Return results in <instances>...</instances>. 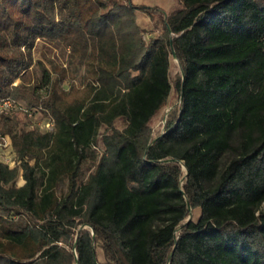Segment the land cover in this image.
<instances>
[{
  "label": "trees",
  "instance_id": "16d2710c",
  "mask_svg": "<svg viewBox=\"0 0 264 264\" xmlns=\"http://www.w3.org/2000/svg\"><path fill=\"white\" fill-rule=\"evenodd\" d=\"M137 12L161 33L146 41ZM0 99L53 122L0 116L19 162H0V264H264V0H0Z\"/></svg>",
  "mask_w": 264,
  "mask_h": 264
},
{
  "label": "rangeland",
  "instance_id": "374dc122",
  "mask_svg": "<svg viewBox=\"0 0 264 264\" xmlns=\"http://www.w3.org/2000/svg\"><path fill=\"white\" fill-rule=\"evenodd\" d=\"M132 2L137 6H146V7H159L162 8L164 11H166L167 14L172 13L177 8H179V0H132ZM137 22L140 25V27L144 30V39L148 41L151 37H156L158 34L162 31V26L157 18L151 19L147 15L137 12ZM45 51V48L43 46V42L39 41L37 43L36 50L33 52V60L39 61L41 59V52ZM48 57H50L54 62L62 65H67L69 58L67 55L63 54L60 50L52 49L48 53ZM84 68L80 67L79 65H76L75 71H76V78L75 83L77 85H84V76L85 71H83ZM171 79L174 81L179 76H181V65L173 56L171 57V70H170ZM66 84V88H67ZM17 102V101H16ZM20 105H24L23 102H17ZM17 104V105H18ZM180 105L179 98L175 92H172L170 100L166 107H164L161 112L155 117L153 122L150 125V128L152 130L153 137L156 138L157 136L161 135L168 122L173 119V117L177 114L178 108ZM23 117V128L26 131H38L41 134H45L49 131L48 129V122L51 120V117L42 114V112L37 111L36 113L32 114V117H27L22 115ZM1 119V118H0ZM114 128L118 130H123L125 128V122L122 120H117L114 124ZM105 130L104 128L100 131V136L98 139L97 145L93 148V150L90 152L89 159L86 162V173L85 177L88 175L89 170H91L94 166L95 158H101L103 153L105 152V146L102 142V136L104 134ZM1 135V134H0ZM7 141L10 143L11 139H7ZM8 149H4L3 155L5 157H8L9 159H12V157H17V154L12 146ZM33 164V162H32ZM16 184L18 186H22L24 184V181L21 176V172L19 174V177L17 179ZM64 192L67 191V186L65 185L63 187ZM200 216V210H195L192 214V219L194 221H197V219ZM98 259L100 261H103V255L101 250H97Z\"/></svg>",
  "mask_w": 264,
  "mask_h": 264
},
{
  "label": "built area",
  "instance_id": "2783aa9c",
  "mask_svg": "<svg viewBox=\"0 0 264 264\" xmlns=\"http://www.w3.org/2000/svg\"><path fill=\"white\" fill-rule=\"evenodd\" d=\"M17 110H22L27 112L28 117H32V113L28 110L22 109L19 105L15 103V101L11 99H0V116L1 115H12L15 114ZM48 129L51 131L53 129V122L50 120L48 122ZM48 131V132H49ZM9 137H2L0 136V162H3L5 165H8L10 168H15L19 165V162L16 157H12V159H9L8 157H5L3 155V151L6 148L11 147V142L9 143L7 141Z\"/></svg>",
  "mask_w": 264,
  "mask_h": 264
}]
</instances>
